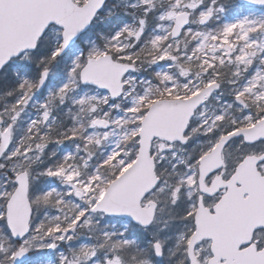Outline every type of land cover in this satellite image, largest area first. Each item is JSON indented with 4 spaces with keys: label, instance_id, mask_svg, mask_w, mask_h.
<instances>
[{
    "label": "snow or ice",
    "instance_id": "1",
    "mask_svg": "<svg viewBox=\"0 0 264 264\" xmlns=\"http://www.w3.org/2000/svg\"><path fill=\"white\" fill-rule=\"evenodd\" d=\"M0 264H264V0H0Z\"/></svg>",
    "mask_w": 264,
    "mask_h": 264
}]
</instances>
